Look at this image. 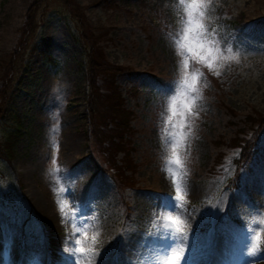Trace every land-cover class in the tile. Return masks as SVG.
<instances>
[{
	"label": "rangeland",
	"instance_id": "obj_1",
	"mask_svg": "<svg viewBox=\"0 0 264 264\" xmlns=\"http://www.w3.org/2000/svg\"><path fill=\"white\" fill-rule=\"evenodd\" d=\"M189 4L0 0V264H264V0ZM89 54L95 104L131 112L120 140Z\"/></svg>",
	"mask_w": 264,
	"mask_h": 264
},
{
	"label": "trees",
	"instance_id": "obj_2",
	"mask_svg": "<svg viewBox=\"0 0 264 264\" xmlns=\"http://www.w3.org/2000/svg\"><path fill=\"white\" fill-rule=\"evenodd\" d=\"M31 26V20L27 21L25 23V30L23 35L27 36L30 34L32 30ZM87 79H88V92L90 96L89 100V112L91 116L95 119L100 118L101 121L103 122L105 120H108V122H112L114 126V133L109 134L108 138H110L111 141H115L114 139L116 138L117 140H120L122 138V135L125 132V129L128 128V122H129V116L131 115L128 110L124 109L122 106V99L119 96V93H117L115 90L112 91L111 96L109 97V104L108 102L106 103V108L99 109V105L95 104V98H96V93L94 92V79L96 74L101 71L102 68H100V64L98 62H95V60L92 58V56L89 54L87 55ZM94 98V99H93ZM108 104V106H107ZM231 111V110H230ZM99 115L97 116V114ZM1 117V114H0ZM249 118V116H248ZM252 120L253 118H249ZM256 121V128L257 131H259L263 125H264V116H260L259 118L253 119ZM99 122V121H98ZM96 122L93 125V142L95 143V146L98 147L100 146L101 142L105 137H101L102 135L100 134L101 130H99V123ZM113 144H116L115 142H111ZM236 143L237 147L239 148V154L238 157L234 160V164L236 168H239L242 163H245L246 161L249 160L251 156V147L253 145V140H248L246 138H241L237 137L234 139L233 143ZM116 148H122L120 145H115ZM115 150V149H114ZM1 154V152H0ZM126 164H129V162H124ZM121 172V171H120Z\"/></svg>",
	"mask_w": 264,
	"mask_h": 264
},
{
	"label": "snow or ice",
	"instance_id": "obj_3",
	"mask_svg": "<svg viewBox=\"0 0 264 264\" xmlns=\"http://www.w3.org/2000/svg\"><path fill=\"white\" fill-rule=\"evenodd\" d=\"M180 2L184 3V0H180ZM197 3H198V0H190L189 8H195ZM188 16H189V19H188L187 23L189 25H191L192 24V19H191L192 12H188ZM197 27H201V26L198 25ZM190 31H192L191 28H186L185 29V36H184L185 39H187L188 32H190ZM200 35L203 36V33H200ZM176 43H177V47L179 48L180 47V41H177ZM207 51H208V59H211L212 49L209 48ZM191 52H192V49L188 48V53H191ZM197 59L200 60L201 62H204L206 64V66L209 69H211L212 64L211 63H207V60H205L203 57L198 56ZM184 67L188 68L187 59L184 60ZM192 79H193L194 82L198 79L197 73L194 72L192 74ZM182 87H183V81H177V92L181 91ZM190 87H193V86H190ZM173 100H175V97H173ZM53 119L55 120L56 117L54 116ZM52 131L55 132L56 129L53 128ZM53 141H55V137H53ZM52 162H53V164L56 163L55 158L53 159ZM176 163L178 164L179 161L177 160ZM169 170L171 171V169H169ZM172 183L175 186L176 195H175L174 198L173 197H168L167 200L171 201V200L174 199L175 201H180L182 199L180 186L176 183L175 179H173ZM166 207H167V205H166ZM180 207H181V205L179 203L172 204V210L178 209ZM172 222L173 223H177L176 220H173ZM165 227H167V225ZM176 231L179 232V229H176ZM257 239H258V236H257ZM79 243H80V241L76 240V244L78 245ZM69 251H72L73 253L79 252L81 255H83L84 252H85V250L83 248H72V249H69ZM248 255H254V250L252 252H249Z\"/></svg>",
	"mask_w": 264,
	"mask_h": 264
},
{
	"label": "bare ground",
	"instance_id": "obj_4",
	"mask_svg": "<svg viewBox=\"0 0 264 264\" xmlns=\"http://www.w3.org/2000/svg\"><path fill=\"white\" fill-rule=\"evenodd\" d=\"M72 148H73V145H72ZM180 245V244H179ZM181 248L180 247H177V246H173L171 247L170 249V253H169V256L170 257H166L167 260H169L170 262H177L178 259L181 257Z\"/></svg>",
	"mask_w": 264,
	"mask_h": 264
}]
</instances>
